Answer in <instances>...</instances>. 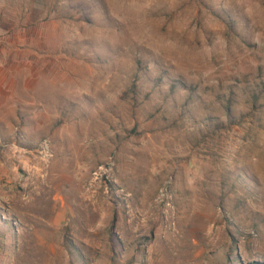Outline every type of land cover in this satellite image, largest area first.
Returning a JSON list of instances; mask_svg holds the SVG:
<instances>
[{"label":"rangeland","instance_id":"obj_1","mask_svg":"<svg viewBox=\"0 0 264 264\" xmlns=\"http://www.w3.org/2000/svg\"><path fill=\"white\" fill-rule=\"evenodd\" d=\"M0 264H264V0H0Z\"/></svg>","mask_w":264,"mask_h":264},{"label":"clouds","instance_id":"obj_2","mask_svg":"<svg viewBox=\"0 0 264 264\" xmlns=\"http://www.w3.org/2000/svg\"><path fill=\"white\" fill-rule=\"evenodd\" d=\"M109 2H111V0H109ZM251 11V9H249V12ZM149 39L151 38V37H148Z\"/></svg>","mask_w":264,"mask_h":264}]
</instances>
